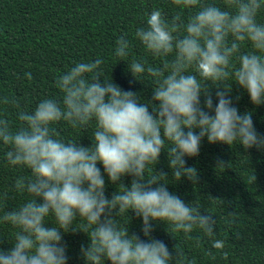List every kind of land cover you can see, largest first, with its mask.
<instances>
[{"label":"clouds","instance_id":"9594fccd","mask_svg":"<svg viewBox=\"0 0 264 264\" xmlns=\"http://www.w3.org/2000/svg\"><path fill=\"white\" fill-rule=\"evenodd\" d=\"M170 4L177 9L171 17L154 7L131 38L125 33L115 42L113 55L121 61L131 55L134 41L158 61L133 56L126 63L130 83L152 84L150 100L106 76L105 61L97 57L57 77L60 98L19 111L18 127L0 109L4 158L30 171L14 183L29 198L0 215V224L14 229L7 238L11 247H0V264H68L64 234L81 231L90 241L80 248L85 264H185L178 243L170 250L152 236L153 222L164 223L174 239L200 230L228 259L225 241L214 239L215 215L169 191L168 173L156 165L166 151L173 179L195 183L197 169L186 166L185 157L198 156L205 138L264 151V134L257 132L251 112L241 114L230 96L235 83L252 104L264 105V22L258 19L264 0ZM25 76L32 79L30 72ZM7 105L19 106L14 97H0V106ZM60 122L92 127L90 146L60 137ZM105 175L118 185L111 198ZM125 176L132 177L130 185L121 182ZM130 212L142 219L144 238L121 224Z\"/></svg>","mask_w":264,"mask_h":264},{"label":"trees","instance_id":"16d2710c","mask_svg":"<svg viewBox=\"0 0 264 264\" xmlns=\"http://www.w3.org/2000/svg\"><path fill=\"white\" fill-rule=\"evenodd\" d=\"M154 7L169 17L177 11L170 0H0V97H14L19 105L0 106V109L6 108L7 118L18 127L19 111H32L44 98H60L57 77L76 62L95 61L97 57L105 61L102 68L106 76L112 75L114 82L125 90L131 89L140 93L142 99L150 100L152 84L148 79L145 83H130L133 78L126 71V63L133 56L143 57L149 63L158 61L147 55L138 41H134L131 55L124 61L114 57L113 52L116 40L125 33L131 38L136 28L143 26L145 14ZM184 15L187 17L188 10ZM258 19L264 22V13ZM27 72L32 74L31 80L25 76ZM215 91L213 88L214 103ZM230 96L241 114L251 112L257 132L264 134V105L252 104L247 92L235 83ZM56 128L66 140H81L84 146L92 143V127L73 128L60 122ZM5 151L0 142V215L29 198L27 193L16 191L14 183L18 177L30 176V171L9 166ZM185 159L186 166L197 169L195 183L187 177L178 182L173 179L166 151L162 152L156 170L168 173L169 191L186 203L199 204L202 213L207 209L215 215L214 239L225 241L228 259L222 257L212 246V239L200 230L188 236L178 233L174 239L164 223L153 222L152 236L164 241L170 250L178 243L185 252V264H264V151L245 150L241 145L210 144L205 138L199 155ZM98 166L103 171L102 165ZM131 180V176L121 178L125 185H130ZM105 182L106 195L111 198L118 185L106 175ZM4 194L7 198H3ZM120 222L127 225L130 233L144 238L142 219L135 213L121 217ZM13 231L10 224H0V236L4 237L0 247L5 250L11 247L7 238L11 239ZM64 242L68 246V264H85L80 248L90 242L88 236L82 231L69 232L64 234Z\"/></svg>","mask_w":264,"mask_h":264}]
</instances>
